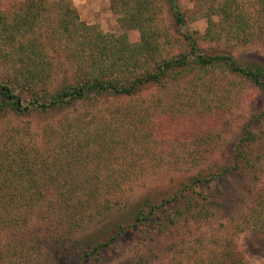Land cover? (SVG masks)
Listing matches in <instances>:
<instances>
[{"label": "rangeland", "instance_id": "1", "mask_svg": "<svg viewBox=\"0 0 264 264\" xmlns=\"http://www.w3.org/2000/svg\"><path fill=\"white\" fill-rule=\"evenodd\" d=\"M117 1L71 0L81 20L97 25L105 33L119 34L122 30ZM24 2L0 0V11L10 16ZM178 2L189 15L204 4L203 0ZM154 3L158 8L157 21L174 35L201 32L207 25L206 18L197 17L188 20L185 27H178L167 0ZM244 7L249 9L248 5ZM136 34L129 31V39L135 41ZM49 54L60 66L49 86L55 90L73 78L60 53ZM234 55L241 62L264 65V41L235 51ZM262 110L264 96L256 87L216 70L204 75L173 74L164 86L139 89L131 97L91 96L47 113L0 112V144L23 146L36 164L56 159L63 175L66 161L72 163L71 181L59 184L50 180L49 187L44 183L43 189L58 183L61 188L72 186L81 191L85 180L87 187L98 190L96 195L72 198L70 202L73 206L84 202L102 212L74 233L57 239L43 235L42 245L34 243L37 225L41 224L45 232L47 227L38 216H29L32 222L22 229L3 228L1 243L9 240L17 250L11 256L16 264H76L85 250L108 240L121 225L132 222L136 206L146 200L160 204L163 199L172 198L184 184H190L195 176L216 175L221 167L236 163L237 168L230 173L191 185L179 202L169 199L154 211L148 224L127 231L111 247L104 248L96 260L81 262L201 264L215 248V240L232 233L239 216L252 205L254 193L264 186V118L253 121L255 139L245 146L244 153L248 160L234 159L243 124ZM120 117L124 121L116 123ZM96 173L99 180L94 179ZM109 175L118 181L115 187L112 181L105 180ZM51 220L50 227L56 232L54 219ZM86 220L87 214L78 218ZM234 236L249 264H264V232L248 227Z\"/></svg>", "mask_w": 264, "mask_h": 264}, {"label": "trees", "instance_id": "2", "mask_svg": "<svg viewBox=\"0 0 264 264\" xmlns=\"http://www.w3.org/2000/svg\"><path fill=\"white\" fill-rule=\"evenodd\" d=\"M167 2L178 27H185L188 20L197 17L207 19L206 27L201 32L170 33L156 19L158 8L154 0H118L115 7L119 6L118 22L122 30L119 34L105 33L97 25L81 20L71 0H25L10 16L0 11V112L47 113L91 96L131 97L139 89L164 86L170 76L182 72L202 75L216 70L227 72L250 82L264 96V65L255 61L241 62L234 55L235 51L264 41V0H203L202 9L190 15L181 9L178 0ZM131 30L137 32L135 41L128 37ZM50 51L60 53L73 78L72 82L55 90H50L49 86L60 66L54 62ZM263 118L264 110L253 114L243 124L234 147L236 162L240 158L248 160L244 153L245 146L255 139L253 121ZM122 121L124 117L116 123ZM66 164L63 175L56 159L36 164L23 146H7L1 142L0 233L3 228L22 229L31 217L38 216L44 221L47 232L38 224V234L33 237L37 234L34 243L42 245L43 237L57 239L74 233L83 223L91 222L102 213L99 209L93 210V205L80 202L73 206L70 202L72 198L93 197L98 190L87 187L85 180L81 191L72 186L61 188V182L73 179L70 177L72 163L67 160ZM237 166L236 163L225 165L216 175L195 176L190 184H184L170 200L163 199L160 204L146 200L136 206L132 222L121 225L108 240L85 250L76 264L96 260L104 248L111 247L127 231L148 224L154 211L165 206L168 200L179 202L191 185L207 183ZM99 178L94 174V179ZM50 180L59 184L48 188ZM105 180L112 181V187L118 183L110 175ZM44 183L48 187L43 189ZM93 211L96 214L90 215ZM86 214L89 220L78 221ZM239 218L232 233H227L220 241L215 240V248L201 264H249L234 235L248 227L264 232V186L254 193L252 205ZM51 219H54L56 232L50 227ZM54 243L58 245L56 240ZM12 251L17 252L9 240L1 243L0 235V264H16Z\"/></svg>", "mask_w": 264, "mask_h": 264}]
</instances>
